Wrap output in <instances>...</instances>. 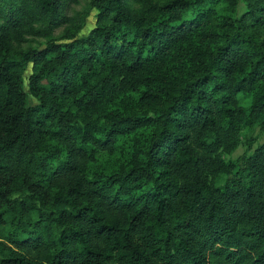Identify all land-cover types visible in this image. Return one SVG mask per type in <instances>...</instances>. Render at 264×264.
Masks as SVG:
<instances>
[{"label":"trees","instance_id":"trees-1","mask_svg":"<svg viewBox=\"0 0 264 264\" xmlns=\"http://www.w3.org/2000/svg\"><path fill=\"white\" fill-rule=\"evenodd\" d=\"M66 1L0 0V264H264V0Z\"/></svg>","mask_w":264,"mask_h":264},{"label":"rangeland","instance_id":"rangeland-1","mask_svg":"<svg viewBox=\"0 0 264 264\" xmlns=\"http://www.w3.org/2000/svg\"><path fill=\"white\" fill-rule=\"evenodd\" d=\"M88 2H89V0H67L66 1L67 7L65 10V13L72 15L75 11L82 10L84 7H86ZM95 21H96L95 11H93L91 16L88 19L86 27L80 33V36H83V37L86 36L89 33V31L94 27ZM61 30H62V28L58 29L57 34H60ZM43 42H44V39H34V41H32V44L33 45H36V44L41 45ZM254 133H255V135L260 134L258 129H256L254 131ZM261 139L264 140V134H262ZM243 151H244V147L241 146L237 149V151L233 154V156L236 157L239 154L243 153Z\"/></svg>","mask_w":264,"mask_h":264}]
</instances>
